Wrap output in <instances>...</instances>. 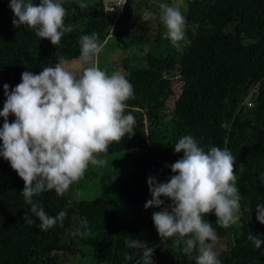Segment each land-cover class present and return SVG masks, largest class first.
<instances>
[{"label": "trees", "instance_id": "obj_1", "mask_svg": "<svg viewBox=\"0 0 264 264\" xmlns=\"http://www.w3.org/2000/svg\"><path fill=\"white\" fill-rule=\"evenodd\" d=\"M181 1L190 43L181 42L179 50L166 43L164 53L141 59L132 54L121 59L116 70L133 85L125 114H132L136 124L133 136L126 134L111 143L107 153L99 154V158L134 154L132 169L116 182L111 198L69 201L72 192L96 179L87 169L63 196L51 190L33 197L49 216L67 213L62 225L41 230L38 217L21 195L23 180L0 156V264H63L76 254L74 247L82 236L91 241V256L98 262L143 264L141 250L125 243L131 239L153 248L152 264H196L198 251L186 254L177 237L159 236L152 215L161 209H145L152 199L148 179L169 181L174 175L171 165L184 155L176 153L174 145L186 135L205 150L227 148L235 157L239 221L224 228L216 223L214 211L205 215L203 219L218 235L216 242L208 243H225L217 254L221 264H264V224L257 219V205L264 207V0ZM40 2L32 0L34 5ZM61 2L67 13L65 26L71 24L74 30L53 46L47 39L40 40L35 29L15 27L10 0H0V111L6 101L5 84L12 91L25 71L39 74L58 63L59 57L77 60L82 35L95 32L103 43L111 28L110 37L117 43L143 47L142 38L134 36L144 31L138 27L141 18L134 13L132 0H126L115 22L113 15L102 10L101 0ZM80 3L87 6L81 8ZM194 25H198L195 32ZM157 41L162 38L158 36ZM176 75L182 83L174 95L169 83ZM252 89V107L245 109L242 101ZM171 99L172 114L164 119L162 111ZM11 116L9 123L15 120L10 121ZM3 123L0 117V129ZM161 200L164 207L171 204L165 197ZM25 215L34 223L23 219ZM250 233L262 241L260 248L248 239Z\"/></svg>", "mask_w": 264, "mask_h": 264}, {"label": "clouds", "instance_id": "obj_2", "mask_svg": "<svg viewBox=\"0 0 264 264\" xmlns=\"http://www.w3.org/2000/svg\"><path fill=\"white\" fill-rule=\"evenodd\" d=\"M9 7L14 13L15 27L27 25L35 29L40 40L47 39L53 46L60 43L65 33L74 30L71 24L65 26L67 13L61 0H41L38 5L32 0H10ZM159 7L160 20L167 29L165 38L178 50L181 42L189 44L179 3H161ZM151 16L145 12L142 19L147 21ZM196 27H192L193 32ZM79 44L77 60L59 57L58 63L44 67L39 74L22 73V82L12 91L4 85L0 156L23 180L21 195L44 231L57 223L62 225L67 213L60 211L55 217L49 216L33 197L51 190L63 196L83 177L89 164L107 165L108 161L99 158V154L107 153L111 143L119 142L126 134H135V117L125 114V102L134 95L133 85L120 72L109 75L97 66L96 58L104 48L97 33L82 35ZM10 115L15 117L12 123L8 120ZM174 151L182 152L183 158L171 165L174 175L168 182L148 179L152 199L146 202L145 209H161L152 215L159 236L177 237L176 243H183L182 251L186 254L198 251L196 264H221L213 243H208L216 242L218 235L203 217L214 211L216 223L224 228L239 221L235 157L227 148L210 146L205 150L191 135L180 138ZM161 197L171 204L164 207ZM257 213L258 221L264 224V207L257 205ZM23 219L34 223L26 215ZM81 224L87 227L85 220ZM248 239L256 248L261 247L258 237L250 233ZM125 243L141 250L143 264H152V247L131 239ZM125 258L130 257L126 254Z\"/></svg>", "mask_w": 264, "mask_h": 264}, {"label": "rangeland", "instance_id": "obj_3", "mask_svg": "<svg viewBox=\"0 0 264 264\" xmlns=\"http://www.w3.org/2000/svg\"><path fill=\"white\" fill-rule=\"evenodd\" d=\"M95 2L96 0H88ZM134 3V13L141 18L137 24L139 28H142L144 32L134 33L135 37H141L142 41L140 45L143 47H137L133 45L127 46L125 43H117L113 38L106 39V44L99 56L96 58V64L101 70L106 71L111 75L119 68V62L123 58H128L132 54H136L137 59L149 54L150 56H156L158 53H164L166 43H170V40L165 38L167 31L165 25L160 20V7L161 3L172 5L179 3L180 10L184 15V4L181 0H132ZM145 12L151 13L152 16L147 21L143 20V14ZM162 38V42L157 41V37ZM129 45V44H128ZM171 47V46H170ZM174 49H176L174 47ZM141 61V60H138ZM181 77L176 75L171 78L169 86L173 94H177L181 86ZM164 119L168 118L172 114V99L168 100L166 107L162 111ZM10 121L15 119L11 116ZM108 163L106 166H94L89 164L88 168L96 176L90 184H86L83 188L75 190L70 194L69 201L76 202L80 200H94V199H109L113 196V188L118 182L120 177H125L133 167V152L121 153L111 155L105 158ZM93 174V175H94ZM225 248V243H213L214 251L219 254ZM76 254L73 257L68 256L63 264H107L104 262H98L91 256V241L85 236H82V240L77 242L74 247Z\"/></svg>", "mask_w": 264, "mask_h": 264}, {"label": "built area", "instance_id": "obj_4", "mask_svg": "<svg viewBox=\"0 0 264 264\" xmlns=\"http://www.w3.org/2000/svg\"><path fill=\"white\" fill-rule=\"evenodd\" d=\"M101 1H102V10L105 13L113 15L114 16V22H115L117 17L122 14L123 7L126 3V0H101ZM110 33H111V28L108 32L107 37L105 38V41H106V39H108L110 37ZM104 42H103V44H104ZM252 91H253V89L250 90L248 95L242 101V105L244 106L245 109H251V107H252V103L249 101V98L251 96Z\"/></svg>", "mask_w": 264, "mask_h": 264}]
</instances>
